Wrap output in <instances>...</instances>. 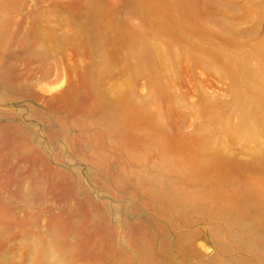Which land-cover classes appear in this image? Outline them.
Wrapping results in <instances>:
<instances>
[{
  "label": "rangeland",
  "instance_id": "374dc122",
  "mask_svg": "<svg viewBox=\"0 0 264 264\" xmlns=\"http://www.w3.org/2000/svg\"><path fill=\"white\" fill-rule=\"evenodd\" d=\"M0 264H264V0H0Z\"/></svg>",
  "mask_w": 264,
  "mask_h": 264
}]
</instances>
